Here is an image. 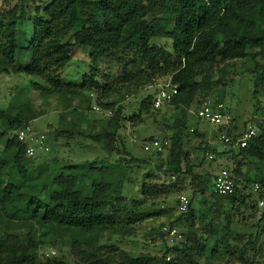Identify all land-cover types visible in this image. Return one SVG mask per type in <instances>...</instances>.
Masks as SVG:
<instances>
[{
  "label": "trees",
  "instance_id": "16d2710c",
  "mask_svg": "<svg viewBox=\"0 0 264 264\" xmlns=\"http://www.w3.org/2000/svg\"><path fill=\"white\" fill-rule=\"evenodd\" d=\"M31 2L21 0L0 12V75L36 79L28 85L26 100L0 110V264H35L34 251L40 244L58 247L67 243L66 236L68 246L85 248L91 264H202L200 259L204 264H227L233 262L231 257L239 264H259L264 257V210L255 236L247 238L234 224L239 222L238 210H257L254 202L264 199V120L246 148L222 152L253 162L261 177L260 192L240 190L235 180L236 191L231 196L215 193L211 184L216 178L210 172L195 174L193 165L183 169L180 163L171 164L165 172L161 162L156 169L175 177L173 186L144 174L140 194L127 198L117 191L128 182L133 163L145 165L147 159L93 160L82 168L36 165V158L27 156V146L14 132L40 116L34 93L40 100L56 98L64 104L62 117L70 128L57 131V136L73 139L84 135L100 144L109 157L120 155L117 143L125 106H116L156 78L171 77L178 88V102L191 107L199 95L211 92L213 70L219 61L251 60L263 77L258 59L264 58V0H52L34 6L32 18ZM27 19L32 22L31 35L19 41ZM72 31L74 42L63 43ZM159 39L172 41L171 48L154 42ZM77 47L90 51V70L79 82L61 76ZM107 63L120 68L118 78L107 74ZM153 98L142 99L131 122L142 123L145 115L161 110L154 108ZM94 105L117 110L111 117L91 120ZM170 127L173 131L185 129V120L178 119ZM216 131L218 136L225 131L234 136L223 127ZM204 152L217 153L210 146ZM154 153L159 159L163 151ZM187 175L196 182L194 195L187 211L169 224L178 228L183 222L188 224L182 227L184 240L165 245L160 256H102V249L114 254L117 248L100 244V236L125 233L120 226L123 222L141 223L169 214L168 209L156 207L154 200L172 193ZM81 179L85 184L81 185ZM245 181L257 183L249 177ZM162 228L159 234L164 238ZM207 238L216 239L211 256H206Z\"/></svg>",
  "mask_w": 264,
  "mask_h": 264
},
{
  "label": "rangeland",
  "instance_id": "374dc122",
  "mask_svg": "<svg viewBox=\"0 0 264 264\" xmlns=\"http://www.w3.org/2000/svg\"><path fill=\"white\" fill-rule=\"evenodd\" d=\"M51 1L32 0L29 7V16L31 18L34 16V6L46 5ZM20 3L21 0H0V12L13 8ZM31 26V20L27 19L21 28L23 31L19 32V41L30 37ZM73 34L74 31L69 33L62 42L65 44L73 43ZM154 42L165 45L169 49L172 45V41L167 39H159ZM89 52V49L77 47L69 65L63 70L61 76L72 81H81V78L90 70ZM258 61L263 69L262 78L258 75L256 63L251 60L219 61L213 70L210 83L211 92L199 95L193 102L190 110H187L183 106H174L145 115L142 123L130 121L129 118L132 114L139 111L142 99L148 95L154 96L158 85L168 83L171 77H158L153 84L145 86L136 94L120 99L117 108L120 105L125 106L123 112L125 119L122 121L121 136L117 143L121 151L120 155L118 153L112 157L106 155L100 144L93 142L84 135L73 139L57 136V131L70 128L69 124L61 118L65 111L64 104L60 102V99L56 98L40 100L38 94L33 93V101L40 116L28 124L36 133L45 137L49 151L42 152L41 155L31 158H36V165L48 164L50 166L66 168H82V165L86 161L93 160L103 161L107 159L114 162L119 157L147 159L148 163L145 165L133 163L129 170L128 182L122 190L117 191V193L121 191L127 198L137 197L140 194L144 174H152L155 182L173 186L175 177L165 172H167L171 164L177 163H180L183 169H187L189 165H193V172L195 174L210 172L215 178L222 171H228L238 181L240 190H244L247 193L260 192L261 187L258 183L261 177L257 176L259 173L255 169L254 163L248 160L244 161L242 158L234 157L229 153L222 154V152L225 153L228 152V149H231L229 145L219 141L218 138L223 133L219 132L218 136L216 131L218 127L197 119L194 114L198 103L204 100H211L215 104L221 102L226 106L234 118L233 128L236 130V133H239L249 124L262 122L264 120V58H259ZM104 68L107 74L112 75L113 78L116 79L120 76V68L115 64H104ZM32 80L36 81L35 78L26 75H0V110H7L9 107L17 106L20 100H26L28 98V87ZM256 82L262 86L258 87ZM94 107H98L102 111H109L98 105H94ZM94 107L89 112V116L91 120H98L103 115L95 112ZM117 108L113 109L117 110ZM181 118L185 120V129L181 128L173 131L170 126ZM84 132L88 134L89 130L84 129ZM154 141L161 142L164 147L163 154L159 159L155 156L154 152L156 150H146V147L150 146ZM209 146L221 154L215 153L212 159L209 158L208 154L204 152V149H207ZM203 159L205 161L202 163ZM161 162L164 163L165 172L161 171L159 173L156 166ZM199 164L203 165L199 166ZM247 177L257 183L251 182L247 184L245 181ZM255 177L256 179L254 180ZM80 183L81 185L85 184V180L81 179ZM213 184L214 180H212L211 185ZM195 189L196 182L192 181V176L187 175L183 179V184L174 187L172 193L158 196L154 200L156 207L168 209L169 214L147 219L141 223L127 224L123 222L120 226L125 227L123 230L125 233H106L100 236V244L110 243L117 248L114 254L106 253V250L102 249V256L104 258L119 259L123 253L134 257L140 255H162L165 252V245H169V243L165 237L163 238L159 234V231L163 226L174 222L181 214L178 205L180 197L186 196L191 200ZM194 202L196 203L195 199ZM151 203L149 201V204ZM197 203L199 204V201ZM254 204L257 210L246 211L240 209L236 213L239 222L234 224V229L244 234L247 238L255 236L258 230L257 223L264 210V199L257 201V203L255 201ZM183 223L180 225L186 228L188 224ZM182 227L179 228L183 232L185 229ZM220 236H217L219 241ZM69 240L70 238L66 236L65 241L68 243ZM207 240L206 256H211L216 239L207 238ZM67 243H62L58 247L48 243L40 244L34 251L35 264H91L85 248H82L79 244L68 246ZM262 243L264 248V231L262 233ZM225 259H228V257ZM230 260H233V262L227 264H239L232 257ZM259 260V264H264V257ZM200 262L204 264L202 259H200Z\"/></svg>",
  "mask_w": 264,
  "mask_h": 264
},
{
  "label": "built area",
  "instance_id": "2783aa9c",
  "mask_svg": "<svg viewBox=\"0 0 264 264\" xmlns=\"http://www.w3.org/2000/svg\"><path fill=\"white\" fill-rule=\"evenodd\" d=\"M178 88L172 84V79L168 83H162L158 85V89L153 98V105L155 109H164L166 107L183 106L187 110L190 107L184 106L178 102L177 99ZM117 107V106H116ZM116 109V108H115ZM95 112L102 114L105 117H111L114 115L113 110L102 111L98 107H94ZM197 119L207 122L216 127H223L226 130L231 131L234 136H230L228 131L223 132L219 136V141L231 148H246L249 142L258 135L259 122L257 124H249L239 133L233 128L234 118L229 113L228 109L223 103H213L211 100H204L199 109L195 111ZM193 131V130H191ZM17 139L27 146L26 154L28 157H35L41 155L42 152H48L49 146L47 140L43 135H40L34 131L29 125H24L22 128L14 132ZM236 136V138H234ZM163 144L159 141H154L150 146L146 147V150L154 149L157 152L163 151ZM209 158H213L212 154H208ZM214 191L219 196H231L236 191L235 178L228 171H222L215 179ZM179 211L185 212L189 207L190 200L186 196H181L179 199ZM162 232L165 235V239L170 246L184 240V231L182 232L178 227H172L170 225L163 226Z\"/></svg>",
  "mask_w": 264,
  "mask_h": 264
},
{
  "label": "crops",
  "instance_id": "0c3cea01",
  "mask_svg": "<svg viewBox=\"0 0 264 264\" xmlns=\"http://www.w3.org/2000/svg\"><path fill=\"white\" fill-rule=\"evenodd\" d=\"M62 119H64L63 117H61ZM50 125V124H49Z\"/></svg>",
  "mask_w": 264,
  "mask_h": 264
}]
</instances>
